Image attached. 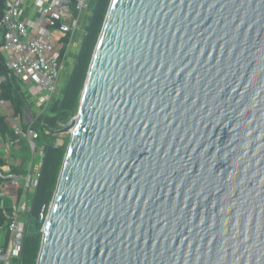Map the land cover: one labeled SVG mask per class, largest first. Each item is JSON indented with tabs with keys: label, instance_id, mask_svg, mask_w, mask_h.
Returning <instances> with one entry per match:
<instances>
[{
	"label": "water",
	"instance_id": "1",
	"mask_svg": "<svg viewBox=\"0 0 264 264\" xmlns=\"http://www.w3.org/2000/svg\"><path fill=\"white\" fill-rule=\"evenodd\" d=\"M37 264H264V0H111Z\"/></svg>",
	"mask_w": 264,
	"mask_h": 264
},
{
	"label": "built area",
	"instance_id": "2",
	"mask_svg": "<svg viewBox=\"0 0 264 264\" xmlns=\"http://www.w3.org/2000/svg\"><path fill=\"white\" fill-rule=\"evenodd\" d=\"M95 0H6L0 18V94L14 78L27 98L22 113L0 97V113L10 126L0 131V264H22L24 241L36 220L31 190L39 183L46 144L33 126L63 96L60 85L66 60L81 33L87 32ZM30 100H36L34 110ZM66 124H64L65 127ZM46 133L50 131L46 129ZM31 157L27 158L26 151ZM34 196V195H33ZM50 206L43 205L42 228ZM41 228V233H42Z\"/></svg>",
	"mask_w": 264,
	"mask_h": 264
},
{
	"label": "trees",
	"instance_id": "3",
	"mask_svg": "<svg viewBox=\"0 0 264 264\" xmlns=\"http://www.w3.org/2000/svg\"><path fill=\"white\" fill-rule=\"evenodd\" d=\"M5 1L0 0V18L4 11ZM110 2L111 0H95L87 33L84 36L83 44L63 96L51 106V113L39 117L33 126L40 133L39 144L45 143L46 148L39 183L33 196L32 216L34 220L37 219L33 227L35 231L30 232L24 241L22 264H37L38 262L42 245V233L40 231L42 223L38 222L39 212L43 205L49 206L52 202L68 146L67 143L57 144L54 135L61 130V124H67L78 112L82 90ZM3 62V55L0 51L2 71ZM0 97L10 100L16 113H22L27 106V98L13 77L3 85V92ZM46 129L50 131L49 134H46ZM0 130L3 132L9 130L5 117L1 114ZM3 163L4 160L0 159V164Z\"/></svg>",
	"mask_w": 264,
	"mask_h": 264
},
{
	"label": "rangeland",
	"instance_id": "4",
	"mask_svg": "<svg viewBox=\"0 0 264 264\" xmlns=\"http://www.w3.org/2000/svg\"><path fill=\"white\" fill-rule=\"evenodd\" d=\"M82 36H83V33H81V35L79 36V39L77 40L76 45L73 47V50L71 51L70 55L68 56V58L66 60L65 67H64V70H63L61 85H60V89H61L60 91L62 93H64V90L66 88V85L68 83L70 75L72 73L73 67L75 65L76 56H77V53H78V48L80 47V42H78V41H80V37H82ZM30 101H31L32 108L35 110L36 109L35 105H37V101L36 100H30ZM50 113H51V110H50ZM61 125H62L61 129H62L64 127V124H61ZM70 136H71L70 133L62 132L60 130V131L56 132L55 135H54L55 142L57 144H63V143L69 144ZM39 140H38V143H40ZM26 155H27V158L31 157L30 150L26 151ZM30 192H31V195L29 197H27V198L32 200L33 195H34V190H31ZM34 231H35L34 229H31V232H34Z\"/></svg>",
	"mask_w": 264,
	"mask_h": 264
},
{
	"label": "flooded vegetation",
	"instance_id": "5",
	"mask_svg": "<svg viewBox=\"0 0 264 264\" xmlns=\"http://www.w3.org/2000/svg\"><path fill=\"white\" fill-rule=\"evenodd\" d=\"M87 30H88V28H87ZM86 33H87V32H86ZM83 40H84V37H83V39H82V41H81L80 47L78 48V53H77L76 59H77L78 54H79V52H80L81 46H82V44H83Z\"/></svg>",
	"mask_w": 264,
	"mask_h": 264
},
{
	"label": "crops",
	"instance_id": "6",
	"mask_svg": "<svg viewBox=\"0 0 264 264\" xmlns=\"http://www.w3.org/2000/svg\"><path fill=\"white\" fill-rule=\"evenodd\" d=\"M0 114L2 115V113H0ZM2 116H3V115H2ZM5 121H6V120H5ZM8 126H9V125H8ZM9 130H10V126H9ZM9 130H8V131H9ZM0 131H1V130H0Z\"/></svg>",
	"mask_w": 264,
	"mask_h": 264
}]
</instances>
